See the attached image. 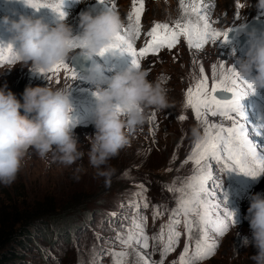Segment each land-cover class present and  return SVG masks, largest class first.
I'll list each match as a JSON object with an SVG mask.
<instances>
[{
	"label": "rangeland",
	"instance_id": "1",
	"mask_svg": "<svg viewBox=\"0 0 264 264\" xmlns=\"http://www.w3.org/2000/svg\"><path fill=\"white\" fill-rule=\"evenodd\" d=\"M87 1L62 0L65 16L61 19L50 7L36 9L25 0H0V43L11 44L19 51L4 18L18 20L21 15L41 19L49 26L63 22L71 27L73 37L79 36L82 33L80 14L88 12L95 16L100 13L95 6L88 7ZM206 1L204 13L214 30L228 31L227 41L221 37L195 49L189 48L186 39L181 37L173 49H161L158 54L141 59V70L148 73L150 81L162 84L170 106L160 111L148 110L146 123L130 137V145L108 162V167L115 169L108 182L98 175L102 169L89 162L90 139L96 133L93 123L97 107L96 86H106L117 72L134 68L133 58L119 51L115 55L106 52L91 58L84 55V69H75L70 60L74 53H81L77 47L65 61L75 71V79L61 70L58 74H49L53 78L48 80L46 74L32 70L30 65H22L18 60L0 64V89L11 91L21 103L24 91L29 87L68 90L72 105L70 125L78 149L83 153L75 163L65 165L52 153L41 158L30 149L15 181L10 185L0 184L1 248L6 250L8 243L15 244L8 241L7 235L18 230L27 231L24 247L17 248L16 258L22 261L16 264H113V251L127 252L124 264H143L140 257L146 258L149 264H161L162 259L163 264H179L186 244L190 245L189 257L194 254L196 241L201 238L200 229L193 228L189 241L181 216V222L176 226L180 233L178 242L173 251L162 255L167 243V225L180 196V192L172 189L185 185L195 170L194 163L188 160L197 142L191 135L192 128L199 130L198 140L204 136L203 125L196 119L194 111L185 106L186 91L201 79V67L208 77L209 89L214 80L220 78L221 65H224V71L231 68L237 72V61L246 56L250 47L249 41L239 45L243 26L253 19L264 22V11L256 7L258 0ZM43 2L55 3L57 0ZM144 2L141 35L133 38L137 51L146 46L150 40L147 33L156 23L172 26L188 19V15L177 12L175 0ZM162 3L170 7L166 5L169 11H163ZM113 4V11L119 13L123 21L121 34L126 35L124 29L130 23L128 14L132 11L133 0H109L108 11ZM101 6L105 12L106 4L101 3ZM96 66L100 67L99 73L93 72ZM240 83L241 88L246 89V85ZM230 98L231 93H228V97L222 99ZM241 107L247 127L259 129L264 125V89L249 91L241 99ZM21 114H24L23 110ZM182 115L186 117L183 121L179 119ZM207 119L209 123L231 126V121L219 116L209 115ZM250 139L264 155V135L250 134ZM211 170L213 180L221 187L215 189L216 195L210 199L220 205V212L225 208L233 211L235 223L229 222L223 235L209 232L218 247L214 254L196 264H255L251 257L257 255L258 250L253 243L248 208L253 195H264V174L253 178L235 170L225 171L214 161ZM208 187L211 191V181ZM157 210L159 216H156ZM192 219L195 222L196 217ZM136 224L144 225L147 248L141 246L142 241L141 244L133 242L127 248L121 242L137 231ZM162 228L165 230L163 241L159 239Z\"/></svg>",
	"mask_w": 264,
	"mask_h": 264
},
{
	"label": "clouds",
	"instance_id": "2",
	"mask_svg": "<svg viewBox=\"0 0 264 264\" xmlns=\"http://www.w3.org/2000/svg\"><path fill=\"white\" fill-rule=\"evenodd\" d=\"M256 7L264 11V0H258ZM4 24L19 45L18 62L39 72H47L57 63L65 62L75 49L73 40L79 43L81 53L91 58L105 49L123 28L119 13L113 10L95 16L81 13L82 33L76 37L63 22L49 26L41 19L21 15L18 20L5 17ZM248 37L249 50L237 61L240 80L252 85L246 90L247 95L249 91L264 89V32L253 30ZM93 72L99 73L100 67L96 66ZM147 77L146 71L134 66L117 72L106 86H96L93 121L96 133L90 139L89 162L102 169L98 175L105 177L106 182L115 173L108 162L130 145V137L146 123L148 110L160 111L170 106L166 89L159 81H150ZM71 108L68 90L64 88H26L23 103L11 91L0 89V184L10 185L15 181L30 149L41 158L52 153L65 165L81 158L83 153L78 149L70 125ZM191 135L195 140L200 138L195 127ZM248 217L258 250L251 258L255 264H264V195L261 193L251 197Z\"/></svg>",
	"mask_w": 264,
	"mask_h": 264
},
{
	"label": "snow or ice",
	"instance_id": "3",
	"mask_svg": "<svg viewBox=\"0 0 264 264\" xmlns=\"http://www.w3.org/2000/svg\"><path fill=\"white\" fill-rule=\"evenodd\" d=\"M25 2L36 9L50 7L59 14L61 19L65 16L62 10V0H57L55 3L43 2V0H25ZM114 8L113 4L111 10ZM181 8L186 14L190 13L186 21H177L172 26L167 23H156L147 33L150 40L146 46L137 51L133 46V38H139L141 35L144 0H133L132 11L128 14L130 23L124 29L126 35H122L121 32L115 34L111 43L102 49L99 55L103 56L106 52L114 51L128 53L133 58V65L141 68V59L149 54H158L161 49H173L181 37L186 39L189 48L195 49H201L208 41L215 42L221 37H223V41H227L228 31L221 33L214 30L201 5L193 3L189 8L185 5L184 0H181ZM238 15L239 13H237ZM191 16H195L196 19H191ZM72 46L77 48L79 43L73 40ZM16 60H19V53L13 46L0 43V64ZM220 68V78L214 80L210 89L208 77L204 75V69L201 67V79L186 91L185 106L194 111L196 119L203 125L204 136L202 140H197L193 152L188 157V160L195 165L193 176L181 188L172 189L180 192V196L177 208L173 210L167 225L168 237L162 255L166 256L173 251L174 244L178 242L180 233L176 230V226L180 224L181 216L184 217L189 241H191L194 227H199L201 238L196 241L195 252L191 257H189L190 245L186 244L184 252L179 258V264H196V261L206 259L214 254L218 244L209 235V232L223 235L228 229L229 222L235 223L233 211L225 208L224 212H220V205L214 204L210 199L216 195L215 189L221 187L213 180L211 162L221 164L225 171L235 170L253 178L264 174V155L258 152L257 145L250 139V134L264 135V125H261L259 129L247 127L245 114L241 107V99L247 95L246 90L251 89L252 85L242 82L239 73L233 69L224 71V65H221ZM61 70L67 73L71 79L76 78L75 71L64 61L57 63L47 72L43 70L40 72L46 74V78L51 80L53 76L49 74H58ZM213 72L215 73V66ZM240 82L246 85V89L241 88ZM57 83H59L58 79ZM218 92L231 93V98H218ZM209 115L231 121V126H226L224 123H209L207 119ZM152 119L155 117L153 116ZM179 119L183 121L186 117L182 115ZM210 181L212 182L211 191L208 187ZM144 206H147L146 201ZM159 215L157 210L156 216ZM193 216L196 217L195 222L192 219ZM134 227L137 231L122 239V244L127 248L133 242L141 244L142 241L141 246L147 248L148 237L144 233V225L136 224ZM164 231L162 228L159 236L161 241L164 240ZM111 255L113 264H124L127 252L113 251ZM140 259L143 264H149L146 258L140 257ZM161 264H163V259Z\"/></svg>",
	"mask_w": 264,
	"mask_h": 264
},
{
	"label": "water",
	"instance_id": "4",
	"mask_svg": "<svg viewBox=\"0 0 264 264\" xmlns=\"http://www.w3.org/2000/svg\"><path fill=\"white\" fill-rule=\"evenodd\" d=\"M253 30H256L257 33L264 32V22L259 19H253L246 23L243 26L241 35L238 38L239 45L243 44L249 39L248 33L252 32ZM70 64L75 69H84V66L86 65V57L82 53H74L71 57ZM217 96L219 98H227L228 93L218 92Z\"/></svg>",
	"mask_w": 264,
	"mask_h": 264
},
{
	"label": "trees",
	"instance_id": "5",
	"mask_svg": "<svg viewBox=\"0 0 264 264\" xmlns=\"http://www.w3.org/2000/svg\"><path fill=\"white\" fill-rule=\"evenodd\" d=\"M27 236L26 230H18V232L14 234H9L6 236V238L13 241L15 244L14 246L10 245L9 243L6 245V250L1 248L0 244V264H16L18 262H21L22 259L16 258L18 256V247H24V244L26 243L24 240V237ZM19 238H23L22 241H20ZM3 240V239H2ZM1 242V241H0ZM24 242V243H22Z\"/></svg>",
	"mask_w": 264,
	"mask_h": 264
},
{
	"label": "bare ground",
	"instance_id": "6",
	"mask_svg": "<svg viewBox=\"0 0 264 264\" xmlns=\"http://www.w3.org/2000/svg\"><path fill=\"white\" fill-rule=\"evenodd\" d=\"M92 1V2H91ZM88 2V7H93V6H95L96 8H97V11H99L100 13H102L103 12V9H104V7H102L101 6V3H104V4H106V7L105 8H107L108 7V4H109V0H88L87 1ZM184 2H185V5L186 6H188L189 8L193 5V3H195V4H199V5H201L202 6V8H203V10L206 8V5H208L207 4V1L206 0H184ZM111 4V3H110ZM103 5V4H102ZM167 5V4H166ZM166 5L165 4H163L162 3V7H163V11L164 12H167V11H169V8H167L166 7ZM104 6V5H103ZM175 6H176V8H177V12L179 11V13H184L185 15H188V18H189V16H190V13L189 14H186L183 10H182V8H181V0H175ZM144 9H146V3L144 2ZM108 11V8H107V10H105V12H107ZM147 11V10H146ZM99 13V14H100ZM191 19H193V20H195L196 18H195V16H191ZM247 41H249V39L247 40ZM247 41H245L244 43H246ZM243 43V44H244Z\"/></svg>",
	"mask_w": 264,
	"mask_h": 264
}]
</instances>
